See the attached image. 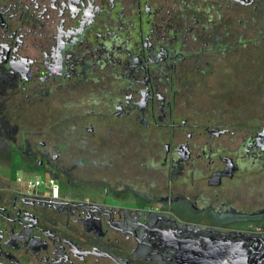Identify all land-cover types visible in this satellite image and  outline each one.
<instances>
[{
  "label": "flooded vegetation",
  "instance_id": "1",
  "mask_svg": "<svg viewBox=\"0 0 264 264\" xmlns=\"http://www.w3.org/2000/svg\"><path fill=\"white\" fill-rule=\"evenodd\" d=\"M251 32L264 0H0V264H264Z\"/></svg>",
  "mask_w": 264,
  "mask_h": 264
},
{
  "label": "rangeland",
  "instance_id": "2",
  "mask_svg": "<svg viewBox=\"0 0 264 264\" xmlns=\"http://www.w3.org/2000/svg\"><path fill=\"white\" fill-rule=\"evenodd\" d=\"M251 28L255 29L257 28V26H253ZM249 36H250V47H248L249 56L248 57L244 56V61L247 60L248 62H250V67H251L250 72H254V70H258L256 69L257 67L255 66H259L260 68L262 67L263 69L258 70L256 76L258 75L259 78L260 77L264 78V37L260 39L258 43V42H253L255 41L254 40L255 33L251 32Z\"/></svg>",
  "mask_w": 264,
  "mask_h": 264
},
{
  "label": "built area",
  "instance_id": "3",
  "mask_svg": "<svg viewBox=\"0 0 264 264\" xmlns=\"http://www.w3.org/2000/svg\"><path fill=\"white\" fill-rule=\"evenodd\" d=\"M16 182L22 184L26 190H38L43 185H46L52 193H55L57 190L56 181L52 177L18 175Z\"/></svg>",
  "mask_w": 264,
  "mask_h": 264
}]
</instances>
